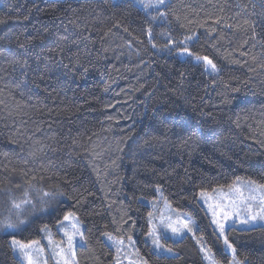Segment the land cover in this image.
Wrapping results in <instances>:
<instances>
[{"label": "trees", "instance_id": "16d2710c", "mask_svg": "<svg viewBox=\"0 0 264 264\" xmlns=\"http://www.w3.org/2000/svg\"><path fill=\"white\" fill-rule=\"evenodd\" d=\"M240 177L264 184V0L0 5V264H22L11 239L57 232L68 212L85 225L79 264H116L107 232L148 264H205L189 235L163 239L172 256L145 238L158 186L228 261L198 194ZM227 237L264 264V226Z\"/></svg>", "mask_w": 264, "mask_h": 264}, {"label": "rangeland", "instance_id": "374dc122", "mask_svg": "<svg viewBox=\"0 0 264 264\" xmlns=\"http://www.w3.org/2000/svg\"><path fill=\"white\" fill-rule=\"evenodd\" d=\"M3 1L0 0V5H2ZM133 1L147 12H163V7L167 2L165 0L163 5L156 6L157 0H144V4L150 3L153 5L152 7L146 8L138 0ZM262 185L264 184L255 180L240 177L235 179L229 186L199 192L198 200L205 208L219 236L218 226L213 221L214 219L222 220L221 208L233 213L232 218L226 222V236L227 230L231 226L239 228L264 226V221H256L249 224L240 222L247 217L249 206H251L253 211H258L261 207V200L264 198V187H261ZM202 193L204 195H201ZM142 200L152 209L149 215L150 227L147 234H145V238L157 253L168 256L174 255L175 252L163 242V239L180 240L189 235L196 240L205 264H247L246 260H241L238 257L233 245L235 255L224 244L225 251L231 256L230 260L225 261L216 257L212 249L199 240L198 233L196 232L197 220L195 217L187 211L175 208L168 198H166L163 187H157V196L155 198ZM214 212L217 213L216 216L213 215ZM69 214L71 216L68 220H65V216ZM65 216L57 224V232L52 227L47 226L43 229L42 236L38 239L31 241H22L17 238L11 239L14 253L22 264H29V261H31V264H66V262L67 264H79L77 260V249L85 243V225L74 212H68ZM185 223L188 224L191 231L184 227ZM74 225L75 227H73ZM172 228H177L179 231L174 233ZM69 235L73 237L71 246L68 240ZM109 237L112 239H109ZM104 238L115 251L116 264H148L140 254L135 238H119L109 232L105 233ZM221 239L223 240V237ZM13 241L19 243L14 244ZM33 241L38 243H33ZM157 241L162 247L157 246ZM21 245H25V247H21ZM169 249L171 251H168Z\"/></svg>", "mask_w": 264, "mask_h": 264}, {"label": "snow or ice", "instance_id": "6c2138e0", "mask_svg": "<svg viewBox=\"0 0 264 264\" xmlns=\"http://www.w3.org/2000/svg\"><path fill=\"white\" fill-rule=\"evenodd\" d=\"M139 3H141L144 7H152V4H144V0H138ZM165 3V0H157V5H163ZM161 16L164 15L163 13L160 14ZM185 52H187V49H185ZM196 59L199 61L201 59H203L206 63V65L208 67H210L213 71H215L216 69V65L212 62V60H210L208 57H199L197 56ZM261 187H264V185H262ZM201 195H204V193H202ZM26 201H22L21 203H25ZM21 203H14L13 207H15L16 209H19L21 207ZM211 207V206H210ZM248 214L247 217L245 219H242L240 222L243 224H249V223H253L256 221H264V198H262L261 200V207L259 208L258 211H253L251 206L248 207ZM221 213H222V220H218V219H214V223L217 224L218 229H219V233L220 236L223 237V242L224 244L227 246V248L231 249L233 254L235 255V249L233 248L232 244L229 242L227 236L225 235V226H226V222L228 220H230L232 218L233 213H230L228 211H225L223 208H221ZM238 215V213H236ZM214 216L217 215L216 212L213 213ZM71 216V214L65 216V220H68L69 217ZM7 228H13L15 227V225L9 223L7 225H5ZM75 227V225L73 226ZM185 228H188L189 231H191V228L188 227V224L185 223L184 225ZM172 231L178 232L179 229L177 228H172ZM67 235V233H66ZM73 237L71 235L68 236V240H69V245L71 246V242H72ZM109 239H112L111 237H109ZM14 244H17L19 242L17 241H13ZM33 243H38L36 241H33ZM157 246L158 247H162V245H159L158 241H157ZM21 247H25V245H21ZM168 251H171L170 249ZM207 258V257H206ZM29 264H31V261H29ZM67 264V262H66Z\"/></svg>", "mask_w": 264, "mask_h": 264}]
</instances>
